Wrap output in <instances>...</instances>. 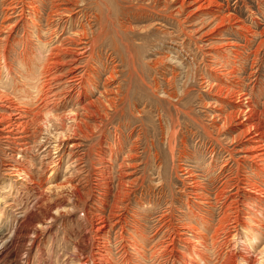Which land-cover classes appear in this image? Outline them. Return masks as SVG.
<instances>
[{
    "label": "rangeland",
    "instance_id": "1",
    "mask_svg": "<svg viewBox=\"0 0 264 264\" xmlns=\"http://www.w3.org/2000/svg\"><path fill=\"white\" fill-rule=\"evenodd\" d=\"M43 1L49 7L52 2L64 4L70 3L72 0ZM88 1L83 6L71 5L70 7L74 8L75 11L77 9L82 11L74 13L73 17L68 16L67 12H62L60 16L69 21L66 23L54 22L51 25L52 29H50V25L46 24L45 18L40 14L36 19L39 23V28L42 31L44 30L45 33L41 30L34 32L28 25H26L28 34L24 33L19 28L22 24L21 21L18 28H15L11 33L7 47L6 57L12 61L14 71L22 76L27 71L24 66L26 62H31V59L35 62L37 58L47 55L45 51L41 53V56L39 54V49L42 46L38 45L41 44L42 40L46 41L47 39L49 41V44L44 49L48 45H52L54 50L52 52H59L56 47L60 45L61 41H64L66 36L69 37L73 30L77 29L79 25L77 20L86 18L88 22L90 21L89 23L93 27L94 33H97L100 29V21L96 17L99 9L95 3L96 0ZM218 1L222 5H211L210 8L202 10H214L217 12L216 10L223 6L222 10L235 11L242 20L251 25L256 30V34L253 43L248 45V49L245 48V53H250L257 47L264 36L260 31L264 25V0ZM7 2L8 0H0V45L3 43L2 38L7 34V29L2 27V24L19 20L16 16H3L1 13V9L7 6ZM113 5H118L117 9L114 8L112 15L115 24H108L107 30L109 29V33L99 39L100 45L95 49L96 53L94 51L95 59H93L92 64L96 67V70L92 74H97V79L92 88L94 89L98 85L94 91L92 93L90 91L79 93L77 88L67 86L69 85L66 82L68 78L63 77L60 80H56L52 82L53 90L56 93V96L52 98L54 102H50L48 107L44 109L46 111L50 109L51 112L47 114L44 111L43 115L38 117V121L28 122L27 126H25L28 128L30 136H32V138L27 139L29 141L28 145L15 144L13 147H9L7 140L3 139V135L0 136V212H3L5 217H0V224L5 225L3 227L5 229L0 228V233L3 236L10 235L11 231H13L15 217L22 215L20 212L25 207H30L27 212H34L39 219L42 218L39 221L44 222L38 225V236L34 238L35 241L31 245L28 255L21 250L19 242H14L7 250L6 259L0 261V264H17L16 260L19 256L16 255L14 258V254L19 249V251L23 252L22 254L19 252L22 255V257L20 255L22 262H19L20 264H66L68 256L71 258L77 256V254L79 255L80 252L84 253L85 256L95 253V250L91 251L90 249L92 242L87 240V238L84 240L82 237L87 233L90 221H94L100 215H109L114 194L118 192L116 189H130L129 193L131 192V194L125 197L126 199L121 204L122 207L125 206L121 209V213L125 214L128 222L137 217L144 225L148 240L140 239L137 235V240L140 239V243L144 246L142 249L143 253L149 256L145 260L141 258L144 260L143 263L171 264L172 260H168V256L173 259L172 254L163 253L164 256L158 255L155 256L156 258H150L152 251L150 248L156 245L157 239L161 240L162 236L166 238L164 236L166 233L174 234L181 230L183 233L191 234L186 228L183 230L181 224L192 222L189 217V203L192 204L195 201L189 193L181 190L186 189L185 191H187L190 182L194 181V179L185 171H181V168L184 166L189 167L196 174V177H199V179L198 177L195 179L200 180L204 186L206 185V189L212 194V199L213 193L225 179H227V183L230 179L228 193L231 192L230 194H232L236 191L235 183L237 181L240 183L239 180L246 173L244 172L246 169L244 167H247V173L250 174L252 179H259L249 168L250 163L248 160H245L244 163L242 162L244 160L243 156L249 151L250 147L248 138L250 135L244 134V126L239 124V121L243 117L245 119L246 116L242 115L241 119L235 117L229 121L228 115L235 109L236 103L230 100L224 101L215 93L214 88V91L209 90L207 83H199L201 82V75H204L210 81L215 79L212 76L214 72L209 69L208 64L212 62L211 55L216 56L215 53L226 37H232L233 40L243 43V39H240V36L231 35L230 30L236 29L234 28L236 20L225 21L228 24L225 22H222V24L219 18L210 16L211 14L209 13L207 15L203 14V11L196 9L194 4L185 3L181 6V0H117ZM26 9L28 10V8ZM91 18L92 20H89ZM24 20L30 22L29 19L23 18ZM122 23L124 26H120ZM56 26V32H51ZM117 32L121 34L120 37ZM115 35L116 40L117 38L120 39L116 41L114 38L111 41ZM37 36L41 37L42 40L38 39ZM123 38L124 40H122ZM172 38L183 41L186 46L185 51L194 54V64L199 65V68L201 67L200 71L198 70V73L195 74L196 76L194 75V78L189 81V96L183 97L179 102L180 104L176 100H167L162 93L163 88L177 90L180 93V85L184 79V70L178 62V53L170 48ZM125 45L130 48V52L134 56L133 64L128 59L127 46L125 48ZM26 46L31 53L24 51ZM0 54H2L1 47ZM25 55L29 56L30 59L27 57L28 59L26 58L23 61L24 64L20 65L22 60L20 62L19 59ZM169 56L173 59H169ZM257 56V60L251 61V57V59L244 62V70L239 73V77L244 82L243 89L250 93V102L261 111L262 119H264V44L260 47ZM66 57L67 55L63 58L65 65H59L62 67L58 69L61 73L68 69L66 60L69 58ZM158 59L160 62L157 61ZM2 61L0 59V72L3 70V74L0 76V92L1 94H7L8 99H0V111L8 115L16 112L14 110V106L18 103L16 94L20 93L17 92L19 91L18 88H23V86L20 76H17L14 72L7 77V74H5L6 70L2 69L5 66ZM157 62L158 64H156ZM252 62H254L253 67L255 68L251 67ZM113 66L117 67L118 75H120L105 86L109 75L108 72ZM252 70L255 72L252 73ZM168 79L170 81H167ZM12 83L15 86H12ZM63 84H66V86ZM105 88L109 92L107 95L114 92L110 96L117 99V101H114V105L117 104V112L107 109V113H104L105 116L103 113H100V115L97 113L96 118L93 114L86 115L85 110L80 107L89 99L98 100L100 98L101 108L104 109L103 100L105 98L100 93L105 91ZM64 90L65 92H63ZM22 93V95L25 94V92ZM87 93L90 94L87 95ZM11 100L15 103L8 102ZM174 103H178L177 108L173 106ZM28 106H32V104ZM72 111L80 113L79 117L84 122L82 125L87 128L83 127V132L79 130L78 137L66 138L65 136L63 138L60 135V130L56 129V125L60 122L56 120L55 115L63 116V121L71 124L72 121L68 117L72 115ZM110 112L113 113L111 114ZM85 115L89 116L86 117ZM108 116H110V119H105ZM101 118H103L102 121L105 119L106 124L102 126V129H100L101 127H98V129L96 128V123ZM1 121L0 128L5 126V121ZM169 121H174L175 123L172 124L170 122L172 132L166 141L161 137V126L166 127ZM213 125H217L219 130H212ZM210 131L214 135L213 140L210 139ZM137 138L139 142L137 143V149L133 150V153H137L138 156L136 154L135 156L127 155L128 146ZM216 138L219 140H215ZM75 142H79L81 145L73 146ZM26 147H29L27 148L28 150L25 149ZM169 148H172V152H169ZM231 148H233L234 157L243 163V168L239 167L237 169L236 165H234V160L231 158L227 159L229 157L228 150ZM70 151H73V154H69ZM156 153H159L158 156L162 161L161 172L164 184H166L163 185V188H156L153 185L158 180L157 173H155L156 162L154 161ZM79 154L82 158L77 160ZM20 155L26 156L29 160H24L23 157H19ZM17 161H20L21 164L18 165ZM70 163L73 165L69 166ZM132 163H136V166H132ZM6 164H11V166ZM14 167L19 169L21 174H13L15 173L13 171ZM101 172L103 176L100 175ZM120 172L124 175L121 176ZM120 176L121 178L123 177V185L122 181H119L121 179ZM140 176H143L144 179H140ZM133 179H137L136 182H133ZM34 181L40 183L41 187L34 190L35 184L32 183ZM183 181H185V185H183ZM240 185L243 184L240 183ZM104 190L108 191L107 196H104ZM243 190L241 186L239 192L242 193ZM41 192L40 203L32 208L31 201L38 197ZM72 192L77 196V199L75 198L76 201L80 200L77 202L76 208H72L71 203L66 202L67 200L73 201ZM55 201H63L64 209L61 210V214L56 212L55 209L53 210L54 215L57 217L56 220H52L49 217L45 218V210L54 204ZM252 207L253 210L241 204V208L246 212L240 209V215L249 221L250 219L247 217L253 214L257 217V220L264 223V215L259 214V207ZM217 211L218 208L213 211L214 213L210 219L211 223L215 225H218L217 223L221 216L218 214L219 211L218 213ZM159 218L162 219L161 222H159ZM258 222H252L255 224L251 227L249 226L248 230L240 227L239 234L233 235L231 238L229 236L230 239L228 238L229 241L225 251L232 253L235 260L234 264H264V230L258 225ZM243 225L247 228L244 222ZM200 228L207 235L212 233V228L204 229L202 224ZM257 228L262 230V232H259ZM118 230L119 226H115V229L111 232V247L117 256L122 252V248L118 244L119 240H115V237L119 234ZM125 236L127 239L124 238L123 241L127 244L130 243L131 235L125 233ZM225 236L223 235L222 238L224 239ZM132 240L134 241L136 238ZM123 241L122 243H124ZM77 246L80 247L79 250ZM81 246H86L87 248L84 249ZM28 247L30 245L25 246V248ZM180 250L185 249L179 247ZM128 251L131 254L130 260L134 262L133 264H140L142 260L140 258V261L137 260L138 258L133 255L136 251L132 248L129 249V247ZM221 251L220 249L218 250V252ZM174 253L178 254L176 251ZM210 255V257H215V255L212 256L213 253H210ZM7 260L8 262H6ZM100 263L99 259H95L94 264ZM88 264H92L91 261ZM176 264L182 263L177 261Z\"/></svg>",
    "mask_w": 264,
    "mask_h": 264
},
{
    "label": "bare ground",
    "instance_id": "2",
    "mask_svg": "<svg viewBox=\"0 0 264 264\" xmlns=\"http://www.w3.org/2000/svg\"><path fill=\"white\" fill-rule=\"evenodd\" d=\"M116 1L117 0H96L95 3L99 9V13L96 14V17L100 21L99 31L97 33H94V31L92 30L93 27H91V24L89 23L90 21L88 22V20L85 17H84L85 18L84 20L83 19L79 20V21L77 20V22L79 24L78 26L76 25L77 29L73 30V33L70 34L71 36L70 35H69V37L66 36L64 38V41H61L59 46L56 45V46H58L56 48H57V50H59V52H57V51L55 53L52 52V51H54L52 45H48V47L46 49H44L47 46V44H49L48 43L49 41L47 39H46V41H44L41 39V37L37 36L38 39L42 40L41 44L38 45V46H42L41 49H39L40 56H41V53L43 51L47 52V55H44V57H42V58L37 56L39 58H37V60L35 62L33 61V59H31V62L30 61L26 62L25 63L26 65H24V66H25L27 71H26V74H22V76H20L18 73H16L14 71V69L12 68L13 67L12 61L10 60V58L6 57L7 51H8L7 47L9 44L8 41H9V38L11 36V33L15 30V28H18L20 22L22 21V24L19 28H21L22 32H24L26 34H28V32H27L28 29H27L26 25H28V27L31 30H33L34 32L40 31L41 28H39L40 26H39V23L37 22L36 17L40 16V14H41L45 18L46 24L50 25V29H52L51 25H53L54 22L66 23L69 21V20L63 19L60 16L62 14V12H67L66 14H69L68 16L73 17L74 13L82 11L81 9H77L75 11L74 8L70 7L71 5L73 6V5L77 4V7L83 6L84 3L87 4L89 1L88 0H72L70 3H64L63 2L64 4H59V3L57 4V3L52 2V3H50V6L47 7V4L44 3L43 0H8L7 6L4 9H1V13L3 14V16L9 15L12 17L16 16L17 18H19V20H16L15 22L8 23V24H2V27L7 29V34L5 37L2 38L3 43H2V45H0V47L2 49V54H0V59L3 60L2 62L5 63V66L2 69L6 70L5 74H7V77L10 76V74L12 72H14L17 76H20V81H22V86H23V88H18L19 91H17V92H20V93L16 94V97L18 100V103H17L18 105L16 104V106H14V110H16V112L10 113L7 115L5 112L0 111V122H2L1 120L5 121V126L0 128V130H2V132H0V136L3 135V139L7 140L9 147H13L15 144L28 145L29 141L27 139L32 138V136H30V134L28 133L29 130L25 126H27L28 122L30 123V122L38 121V117L40 115H43L42 113L44 111H46L44 109L48 107L49 103L54 102L52 100V98H53V96H56V93L53 90L52 82H54L56 80H60L63 77H66V78H68V80L66 82L69 84L67 86H70L72 88H77L78 89L77 91L79 93L84 92V91H86V92L90 91L92 93L94 91V89L98 86L97 85L94 89L92 88V86L95 85V82L97 79V74H92L96 70V67L93 66V64H92L93 59H95L94 51L100 45L99 39L107 36V34L109 33V31H108L109 29L107 30L108 24H111V25L115 24V22L112 19V15H113L114 8L117 9V6H118V5H116V6L113 5V3ZM185 3L194 4L195 8L200 9V10H202L204 8H210L211 5H214V6L222 5L220 3V1H218V0H181V6H183ZM222 7L223 6H221L220 9H217L216 10L217 12H215L214 10H211V11H208V10L203 11L202 10V11H203V14L207 15V13H209V14H211L210 16H214L216 18H219V21L221 23L225 22V21L236 20L235 25L233 24L235 27L234 26L233 27L236 28L237 30L231 29L230 30L232 33L231 35L240 36V39L241 38L243 39V43H240L238 41L233 40L232 37H226L225 40L221 43L220 48L215 53L216 56L211 55L212 56V59H211L212 62H210L208 64L209 69L214 72V75H212V76L215 79L213 81H210L209 79H206V77H204V75H201V77H200L201 82H199V83H203V84L207 83L206 85L209 88V90H213V88H214L215 93H217V95H219L224 101L230 100V101H234V103H236L235 109H233L229 113V115L227 114L229 121H231L235 117H239V119H241L242 115L246 116L245 119L243 117V119L239 121V124L244 126L243 133L250 135L248 137L249 142H250L249 143L250 147L248 149L249 151L243 156L244 160H242V162L244 163L245 160H248V162L250 163L249 168H251L253 173H255V175H257V178H259V179H252L251 178L250 174L247 173L248 172L247 167H244L242 165L243 163L241 162V160L234 157L233 148H231L230 150H228L229 157L227 159L229 160L231 158L232 160H234V163H235L234 165H236L237 169L239 167L246 168L245 170L243 169L244 172H246V173L243 174L244 176L242 175L243 177H241V179L239 180V182L243 185H240V183H238V181H237V183H235L237 190L234 191L232 194H230L231 192L228 193V187H229L228 183H229L230 179H229L228 183H227V179H225V181L220 183V185L216 189L215 193H213L214 195H213V199H212V197H211L212 194H210L208 192V190L206 189V185L204 186L200 182V180L195 179L198 176L196 177V174L194 172H192L189 169V167L184 166L185 168L184 167L181 168V166H180L181 171H185V173H188L189 176L192 179H194V181L190 182L189 187H188L189 189H187V191H185L186 189L181 190V191H184L186 193H189L191 195V198L195 201V203H192V204L189 203V205H190V209H189L190 210V216L189 217L192 219V222H190L188 220L189 221L188 223L181 224V228H183V230H184V228H186V230L190 231L191 234L188 235L186 231H185L186 233H183V231H181V230H178L174 234L166 233L164 235V236H166V238L162 236L161 240L157 239V241L155 243L156 245H154L150 248L152 250L150 253V256H151L150 258H152V257L156 258L155 256H158V255L164 256L163 253L172 254V256L174 257L173 259H171V257L168 256V260H172L171 264H176L177 261H180L182 264H234L235 260H234V256L232 255V253L231 252L229 253L227 250L225 251V248H226V245L228 244L229 239L231 238V236H233V235L236 236L237 234H239L240 227L248 230L249 226L251 227V226H253V224H255L252 222H254V221L258 222L259 221V220H257V217H255L253 214L249 215V217H247L250 219L249 221H247V219L245 217L241 216L240 215L241 210L246 212L243 208H241V204L246 205L249 209H252V210H253L252 206L259 207L258 208L259 214L264 215V119H262L263 117L261 115V111L256 107V105H254L253 103L250 102V99H249L250 93L246 92L243 89L244 82L239 77V73H241L244 70V62L251 59V57H252L251 61H254V59L255 60L258 59V56H257L258 52L260 51V47L264 44V36L260 40V42L258 43L257 47H255V49H253L250 53L246 54L245 48L248 49V45L253 43L254 36L256 34V30L254 28H252L251 25H249L244 20H242L236 14L235 11H230V10L225 11L224 9L222 10ZM26 8H28V10ZM47 9H48V12H47ZM23 18L29 19L30 22L25 21V20L23 21ZM89 20H92V18ZM225 23H227V22H225ZM229 23H231V22H229ZM233 23H234V21H233ZM122 24L120 26H124V24L123 25ZM56 29H57V26L51 32L55 33ZM111 29H113V27H111ZM114 30H115V28H114ZM260 31H261V33L264 34V25ZM42 32L45 33L44 30ZM47 32H49V31H47ZM117 33L119 34V37H120L121 34L119 32H117ZM39 35H40V33H39ZM49 35H50V33H49ZM72 36H75V37H72ZM115 37H116V35L113 36L111 41L114 40ZM124 38L122 40H124ZM189 38H190V36H189ZM118 39H120V38H117V40L115 38L116 41H118ZM170 42L172 43V45H170V48H172L175 52L178 53V58H179L178 62L181 64V67L184 70V79L180 85L181 86L180 93H178L177 90H172L169 88L168 89L163 88L162 93H163V97L166 98L167 100H174V101L176 100L179 103L183 97L188 95V93H189V87H188L189 81H191L194 78V75L198 73V70L201 67L199 68V65L194 64L195 55L189 51H185L186 46L184 45L185 43L183 41H178V40H175L172 38ZM72 45H76V46H72ZM119 45L123 46L121 44H119ZM126 46L127 45H125V48H126ZM27 48H28L27 46H26V49L24 48L25 52H29V50H27ZM126 51L128 52L127 53L129 56L128 59L133 64V61H134L133 57L134 56H132V54L130 52V48L128 46L126 48ZM29 53H31V52H29ZM95 53H96V51H95ZM65 55H67L66 58H69L68 60H66L68 63V64H66V66H68V69L61 73L58 71V69L62 68L59 65H65L63 63L64 62L63 58L65 57ZM27 57H29V56L25 55L24 57H21L19 59L20 62L22 60L20 65L24 64L23 61L26 60ZM168 58L173 59L170 56ZM29 59H30V57H29ZM37 61H39V62H37ZM157 61H159V59ZM130 62H129V64H131ZM253 63L254 62H252L251 67L255 68V67H253L254 66ZM156 64H158V62ZM251 72L254 73L255 71L252 70ZM108 73H109V75L106 79L105 86L108 85V82L110 83L111 81H114L116 79V77H118L120 75V74L118 75V70H117V67H115V66L110 68V71ZM1 74H3V70L0 72V76H1ZM25 78H26V80H25ZM200 78H198V79H200ZM28 80H29V82H28ZM63 80H62V82H63ZM167 81H170V79H168ZM69 82H71V83H69ZM14 83L17 84V82H14ZM17 85H19V84H17ZM55 85H57V84H55ZM12 86H15V85H13V83H12ZM64 86H66V84ZM31 89H33V91H31ZM22 92H25V94L22 95L23 94ZM59 92H60V90H59ZM63 92H65V90ZM107 93H109V92H107L106 88H105V91L100 93L105 98V99L103 98L104 100L102 99L104 101V106H105V107H103L104 109L101 108L100 101H99L100 98H98V100L89 99L80 108L85 110L86 115L87 114H93V116L95 118L97 116L96 115L97 113L99 115H100V113L101 114L103 113V115L105 116V114L107 113V109H112V110H115V112H117L116 111V108H117L116 105L117 104L114 105L115 104L114 101H117V99H114L110 96L114 92H111L110 95L109 94L107 95ZM88 94H90V93H87V95ZM27 95H30V96H27ZM0 99H2V100L8 99L7 94L6 95L3 93L1 94V92H0ZM13 100H14V98H13ZM13 100L8 101V102L15 103ZM178 103H174L173 106H176V108H177ZM29 104H32V106H28ZM121 109H122V107H121ZM46 112L48 114L51 111H50V109H48V111H46ZM72 112H73L72 115L70 117H68L72 121L71 124L65 123L63 121V119H64L63 116L55 115L56 120L60 122L59 124L56 125V127H57L56 129L60 130V135H62L61 137H63V138L65 136H66V138L78 137V135H79L78 131L80 130L83 132V130H84V129H82L84 127L82 125L84 122L82 121V118L79 117L80 113L75 112V111H72ZM88 116H86V117H88ZM141 116H143V115H141ZM103 118H101V120H99V122L96 123L97 124V127L95 126L96 128L101 127L100 129H102L103 128L102 126H104L106 124L105 119H110V116H108L107 118H105L102 121ZM136 119H137V115H136ZM170 122L172 124L175 123L174 121H169L166 127L161 126V130H162V133H161L162 136L161 137L163 140H166V141L168 140V137H169L170 133L172 132ZM215 129H216V131H218L219 127L217 125H213L212 130H215ZM92 130H96V129H92ZM211 132L212 131H210V133H209L210 139H212L214 136L213 133H211ZM67 133H69V134H67ZM84 133H87V132H84ZM138 140L139 139L137 138L135 141H133L128 146L127 155H131V156L132 155L135 156V154L137 155V153H133L134 152L133 150L137 149V143L139 142ZM215 140H219V139L216 138ZM80 145L81 144L79 142L73 143V146H80ZM27 148H29V147H26L25 149H27ZM55 149H57V148H55ZM169 152H172V148H169ZM176 153H177V150H176ZM69 154H73V151H70ZM158 154L159 153H156V155H154V158H155L154 161L156 162V166L155 165L154 166H155V169L157 171V172L155 171V173H157V179L158 180L155 181L156 183H154L153 185L156 188H159V187L163 188V185H166V184H164L163 174L161 172L162 161L160 160ZM19 157H23V155H20ZM81 158L82 157L79 154L77 156V160L81 159ZM23 159L29 160L26 156H24ZM77 160H75V161H77ZM52 162H54V160H52ZM17 163H18V165L21 164L20 161H17ZM225 163H226V161H225ZM6 165L11 166V164H6ZM72 165H73L72 163L69 164V166H72ZM131 165L136 166V163H132ZM13 171H15V173H13V174H17V175H18V173L21 174V172H19V169H17V168H15ZM193 171H195V170L193 169ZM121 172H120L121 176L124 175ZM100 175L103 176L102 172ZM121 176H120V178H121ZM122 178L119 179L120 182L122 181ZM139 178L144 179L143 176H140ZM182 178H183V176H182ZM184 178H185V176H184ZM198 179H199V177H198ZM136 180L137 179H133L132 181L136 182ZM185 181H186V179H185ZM185 181H183V185H185ZM201 181H202V179H201ZM32 183L35 184L34 190L36 188L41 187L40 183H38L36 181H34ZM123 184L124 183L122 181V185ZM241 186L244 189L242 193L239 192V190H241ZM116 190L118 192L116 194H114L109 215H106V216L100 215V216H97L98 218H95V216H94V218H95L94 221L89 222L87 233L83 235L84 238L82 237V239L85 240V238H87V240H90L92 242L90 249H91V251L95 250V253L93 252V253H91V255L85 256L84 253L80 252V254L79 255L77 254V256H73L71 258L68 256V261L66 260V262H65L66 264H88V263H90V261L92 264H94L95 259H99V261L101 262L100 264H133L134 262L132 260H130L131 254H129L128 247H129V249L132 248L136 251L133 255L135 258H138L137 260H139V258H140V260H142V259L145 260V259H147V257L149 258V256H147L145 253H143L142 249L144 248V246L142 245V243H140V239H143L145 241L148 240V237L144 231L143 223L137 217L134 218L132 221L128 222V218L125 216V214L123 215V213H121L122 212L121 209H123L125 207V206L122 207L121 204L123 203V200L126 199L125 197H127V196H129V194H131V192L129 193L130 189H119V190L116 189ZM103 193H104V196H107L108 191L104 190ZM71 194H72L71 197H72L73 201L67 200L66 202H70L72 205V208H76L77 204H78L77 202H79L80 200L76 201L77 196L74 195L73 192ZM41 195H42V192L40 193V195L38 197H35V199L33 201H31L32 202V208L36 207L38 205V203H40L41 197H42ZM88 195H89V192H88ZM67 199H68V197H67ZM62 202L63 201H61V202L55 201L54 204L50 205L49 208L45 210L46 216H44V217L45 218L49 217L52 220H56L57 217L54 215L53 210L55 209L56 212L61 214V210L64 209V205ZM37 208H39V207H37ZM217 208L219 211V213H218V211H217V213L221 216H220L219 221L217 223L218 225H215V224L211 223L210 219L212 218V215L214 213L213 211L217 210ZM28 209H30V207H27V208L25 207V209L21 210V212H20L22 215L15 217L14 225H13V231H11L10 235L8 234L9 236H3L2 233H0V261H2L3 259H6L7 250L9 248V246H11L14 242L15 243L19 242L18 243L19 247H21V250L24 251V254L28 255L30 253L31 245L35 241L34 238H36L38 236V234H37V232L39 230L38 225H39V223H41L43 221L40 222L39 220H41L42 218L39 219L38 216H36V214H34V212H31V211L27 212ZM99 214H101V213H99ZM0 217L5 218L3 216V212L2 213L0 212ZM161 218H159V222L162 221ZM163 218H165V217H163ZM44 221H46V220H44ZM243 222L247 225V228L245 227V225H243ZM87 224H88V222H87ZM201 224L204 227V229H211L212 228V233L210 235H207L206 233H204L203 230H201V228H200ZM263 224H264L263 221L258 222V225L260 227H262V229L264 230ZM4 226H5L4 224L3 225L0 224L1 229H5V228H3ZM115 226H119V230H118L119 234L115 237V240L116 239L119 240V243H118V244H120L119 247L122 248V252L118 256L115 254V252H113V249L111 247V242H112L111 241V232L113 229H115ZM130 228H131V230L129 231ZM259 228H257L258 231L262 232V230H260ZM1 229H0V231H1ZM118 231H116V232H118ZM135 232H136V237H135ZM125 233H129L131 235L132 239L136 238V240L133 241L132 239H129L130 243H128V244L125 243L123 241L124 238L127 239L125 236ZM137 235L140 238L139 240H137V238H138ZM223 235L224 236L226 235L224 237V239L222 238ZM229 236H230V238H229ZM254 239H255V237H254ZM122 241L124 243H122ZM192 244H193V246H192ZM26 245H28V246L30 245V247L25 248ZM138 245H139V247H138ZM81 247L84 249L87 248L86 246H84V247L81 246ZM179 247H182L185 250L179 251ZM79 248L80 247L77 246L78 250H79ZM219 249L222 251L218 252ZM19 250L16 251V253L14 254L15 255L14 258L16 257V255L19 256V257H17V260H16L18 262V263L16 262L17 264L22 263L21 262V257H22L21 254L23 252H21ZM175 251L178 252V254H175L174 253ZM19 252H21V254H19ZM210 253H213L212 256L215 255V257H210L211 256ZM20 255H21V257H20ZM23 257H25V256H23ZM144 260H142L140 264H144L143 263ZM215 260H216V262H214ZM209 261H211V262H209ZM6 262H8V260ZM13 262H15V261H13ZM4 264H9V263H4Z\"/></svg>",
    "mask_w": 264,
    "mask_h": 264
}]
</instances>
